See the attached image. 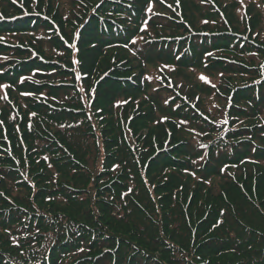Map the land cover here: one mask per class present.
<instances>
[{"label": "trees", "instance_id": "16d2710c", "mask_svg": "<svg viewBox=\"0 0 264 264\" xmlns=\"http://www.w3.org/2000/svg\"><path fill=\"white\" fill-rule=\"evenodd\" d=\"M22 1L26 5L27 0ZM37 1L42 14L0 23L2 39L20 42L0 41V52L6 57L13 54L8 58L15 63L9 64L13 69L8 73H4L8 66L0 64V82L10 87L1 88L0 119L14 146L19 148L23 140L27 149L40 155L38 163L45 157L49 163L42 161L44 166L30 173H42L38 179L43 184L38 189L42 205H35L31 197L8 202L14 186L28 188L15 171L21 166L0 163V264H62L59 256L66 252L72 256L68 264H264V121L241 125L244 118L262 116L264 93L257 111L240 106L249 103L255 90L253 94L241 83L236 85L232 76L202 77L196 87L172 78L188 102L173 108V103L166 104L171 96L162 99L158 93L162 85H142V76L154 62L176 64V80L197 79L195 72L202 68L207 47L227 41L225 27L201 38L205 27L193 25L200 21L193 18L194 12L207 18L200 8L211 19L206 9L210 3L176 0L184 26L173 16L175 0H95L81 10L75 7L80 0ZM210 1L215 10L224 7L231 25L236 4L248 0ZM10 6L7 2L1 9L7 12ZM160 17L171 23L160 25ZM76 27L80 66L69 57L72 49L65 47L70 29ZM160 29L172 35L152 32ZM57 35L66 41L61 43ZM167 41L172 47L164 48ZM38 56L65 66L72 75L56 65L45 66ZM132 66L140 72L135 79ZM96 68L106 77L92 85ZM216 104L231 107L228 118L221 119L219 112V121L212 123ZM189 105H197L206 125ZM161 106L167 112H161ZM157 113L172 122L170 136L159 123V130L146 126ZM212 124L221 127L219 134ZM208 134L215 136L214 143L205 145ZM199 143L207 154L203 164ZM15 152L24 155L20 149ZM28 161L33 167V159ZM54 174L58 182L53 181ZM46 195L48 207L43 205ZM84 211L89 222H78L75 215ZM158 243L177 257L159 252ZM150 252L159 253V258ZM225 254L236 256L226 261Z\"/></svg>", "mask_w": 264, "mask_h": 264}, {"label": "rangeland", "instance_id": "374dc122", "mask_svg": "<svg viewBox=\"0 0 264 264\" xmlns=\"http://www.w3.org/2000/svg\"><path fill=\"white\" fill-rule=\"evenodd\" d=\"M26 1V0H24ZM81 2H77L80 3L78 6L79 10L81 9H86L85 5H88L90 3L95 2V0H80ZM167 2V0H165ZM8 2V4H11L10 9H7V12H4L1 7L6 5V3ZM206 2L210 3V6L207 7L206 9L209 10V12H211V19H209V15L204 12V9L200 8V10L202 11L201 13H203V15L207 18H200V16H196L197 12L193 14V18H196L197 20L203 21V20H208V21H203L202 25H200V21L196 22V24L194 23L193 25H195V28L198 29L201 26L205 27V30L199 34L198 36H200L201 38H210L211 34L209 33L210 30H214V29H219L221 27H225L227 29L226 31V42H216L214 44H211V46L207 47V50L205 51V53H207V55L201 59V65L202 68L196 70L195 72V76L197 77L196 80H191L189 79V81H185L182 80L180 78V80H176L175 79V75H173L174 73L177 72V65L175 64L173 67L169 66L167 64H165V62H154V65H149L147 67V74H144L142 76L143 80H142V85L144 83H147L149 87L153 88L155 86H161L160 91L158 92L161 96L162 99L166 98L167 96H171V98L169 99L170 102L168 101V103L166 104H171L173 103V108L176 106V104L181 103L184 101V105H188V102H186L184 100V96L181 94H178L179 91H177L174 87V83L172 81V78L175 81H180L183 83L184 86H190V87H196L199 84V81L202 80V77H207L208 79L210 78V76L212 74H214L216 77L218 76V78L220 77H225L227 76H232L234 77L235 81H236V85L241 83L243 86V89H250V92L254 94V90H255V95L252 96L250 99H247V101L250 103H246V104H241L240 106H246L248 108H254L257 111H260L261 108H259V103L261 102L260 100V96H262V94L264 93V85L262 86V84L264 83V0H248V1H244V2H239L236 4L235 8H234V12L233 15L230 17L231 18V25L228 23V20L226 18L225 12L223 11L224 7H221L220 9H214V3L210 0H206ZM83 3V4H81ZM2 4V6L0 7V23L3 22H13L15 21L17 18L20 17L23 18L24 16L26 17H33L35 14H42V12L40 10H43V8L40 9L39 6V2L37 0H27L26 5L25 3L21 0H0V5ZM164 4V3H163ZM175 5L176 8L172 11H175L173 16L176 20H178V24H183L185 26V22L183 20V16H182V12L178 7V2L175 0ZM165 6V5H164ZM166 7V6H165ZM14 9L16 11H18L19 13H12V10ZM40 9V10H39ZM169 9V8H168ZM34 13V14H33ZM165 13V12H163ZM82 15V13H79V17ZM6 18H10V19H6ZM81 19V17H80ZM159 19H161V21L159 22L160 25H169L171 22H168L167 20H165V18L160 17ZM142 21V19L140 20ZM78 23V22H77ZM103 28V24L101 25ZM119 28V27H118ZM124 28V27H123ZM72 31L71 33V38L70 41L67 43L66 49L70 52L72 49V55H70V59L71 61H73V63L77 66H80V58H79V47H78V37L76 35L77 33V27L75 29H70ZM106 31V29H104ZM120 30H122V28H119L117 30V32H119ZM145 30V29H144ZM135 30H132L129 33V36H126V40L128 41L130 39V35L132 32H134ZM153 33H160L162 35H166L168 37H170L172 35V33L166 29H160V30H155L152 31ZM67 33H69V29L67 30ZM137 34H139V31L136 32ZM198 36H195L193 34L190 35V37H194V38H198ZM58 38V41H60L61 43H64L66 41L65 38H62L60 36H56ZM152 34H151V38H152ZM229 39V40H228ZM234 40V43H230V40ZM176 40H182V39H176ZM0 41L5 42V43H9L11 45H20L19 40H13V39H2L0 37ZM155 40H152L151 43H154ZM172 41H167L166 43H164V48L166 47H172L171 46ZM1 45V44H0ZM26 46V44H24ZM30 45V44H28ZM161 45V44H160ZM2 46L6 49L9 48H17L15 46H9L7 44H2ZM215 47V48H213ZM144 51V50H143ZM60 54V52H58ZM78 53V54H76ZM204 53V54H205ZM7 54L0 52V64H2L1 66H8V68L5 69L4 73H8V72H12V67L9 66V64H12L13 66H15V63L13 60H10V58L13 56V54H10V56L8 55L7 57L5 56ZM35 55H38L37 53ZM156 56V55H155ZM154 56V57H155ZM38 58H41L43 60L46 61V59L42 58L41 56H38ZM201 58V57H200ZM3 59H9V60H3ZM207 63L209 64V66L207 68H204V61L207 60ZM155 61V60H154ZM162 63V64H161ZM45 66H51V65H56V68H59L60 71L62 73L65 74H69L72 75V73H69L70 70H67L65 68V66H60L59 64H54V63H50L48 61H46V63H42ZM50 71V69L48 70ZM131 71L133 72V75L131 76V79L135 77H137L139 75V70H136L135 66H132ZM151 72H154V75L152 76H148V74H150ZM106 77V74H103V72L101 70H98V68H96L95 73H94V80L92 82V85H94V83L96 82V80H98L99 78L103 79ZM215 77V80H217V78ZM17 78H19V76H17ZM16 78V79H17ZM247 82V84L245 85L244 83ZM3 84H7L4 82H0V93H1V88L4 87L5 89H10L9 86L7 85H3ZM17 86H20V84H17ZM81 88L83 87V85H80ZM73 89L72 86H69ZM150 88V89H151ZM92 90V88H91ZM153 91V90H152ZM200 90H197L196 92L199 93ZM2 94V93H1ZM165 96H163V95ZM3 95V94H2ZM1 95V96H2ZM3 97V96H2ZM251 101H253L254 106L251 104ZM260 101V102H257ZM14 106V105H13ZM192 109H194V114L197 115V119L199 120L200 123H203L204 125L207 124L208 120L202 116L200 113L198 112V108L196 105L192 106L189 105ZM215 112L213 111V109L211 110L212 113V123H217L219 121L218 118V113L220 112V115H222L221 119L228 118L226 115V111L231 107H228L227 104L224 105H215ZM14 108H16L14 106ZM120 108V107H119ZM213 108V107H210ZM223 108L222 111H220V109ZM118 109V108H117ZM204 111L206 109L202 108ZM161 112H167L166 107L165 106H161ZM210 110V109H209ZM130 111L128 110V113ZM246 115V114H245ZM131 114H127V117H131ZM165 115L159 114L157 113L155 115V118L153 121L148 123H145L146 126L151 129V130H159V127L157 125V123L161 124L160 127L162 128H166V133L168 136L171 135V131H170V125L172 122H170L169 120H167V118L165 117ZM220 117V116H219ZM261 121H264V113L262 114V116L257 117V119L254 120H246L244 118L243 122L241 125H250V124H260ZM236 123V122H232ZM211 124V123H209ZM231 126V122L229 123ZM214 125L213 129H216L217 132L216 134L220 133L218 130L221 127H215L216 124H212ZM158 127V128H157ZM33 130H31L29 133L33 134ZM263 132V131H260ZM262 136V134H260ZM39 137V134L37 133L36 135H33L34 140ZM181 137V136H180ZM183 137H187L186 134H183ZM213 134H208L206 136L205 139H203L202 143H205V145L211 143L213 141ZM202 139H200V141H202ZM37 140V139H36ZM214 143V142H212ZM201 143H199L198 145V149L200 150L201 153H203V156L201 157V164H203L204 159L207 158V154L204 151V147L205 145H200ZM20 149L23 152V156L19 157L18 153L15 152V150ZM57 148L60 149V144L57 145ZM65 148V147H63ZM51 149H53L51 147ZM64 151L68 154V151L66 149H64ZM93 158L94 155H91ZM28 157H31L33 159V167L30 166L29 161H28ZM40 155L37 154V152H35L32 148L31 149H27L26 144L24 143L23 140H21L20 144H19V148L17 146H14L13 141L11 140V138L9 137V135L6 133V128L4 125V120H2V118L0 119V163L4 164L7 161H10L12 164H16L19 165L21 167H17L15 168V171L18 172L19 177L22 176L25 178L26 180V184L28 190H23V189H18L16 188L17 186H14V188L12 189L13 192L11 193V196H9L7 198V201L12 203V199L13 197H20V199L25 200L26 198L31 197L32 201L34 202L35 205H42L41 202L38 201L39 197H40V190H38L40 187L43 186V184L38 181L39 177L42 176L41 172L38 174H33L30 176V173H33L35 171V168L38 170H40L43 165L42 161L45 162V165L48 164V159L47 157L45 158H41L42 161L40 163H38ZM74 159V157H69V161L72 162ZM38 163V164H37ZM249 163V162H248ZM22 169L24 171H22ZM13 174V173H12ZM57 174H54L53 177V181L54 182H58L59 178L56 176ZM69 184H73V181L69 178H67ZM156 183V182H151V184ZM34 194V197H32ZM151 195V193H150ZM152 196V195H151ZM45 199V203L43 205H45L46 207L49 206V202H48V196H44ZM51 207V206H50ZM81 207V206H79ZM81 214H76L75 215V219L78 222H89L88 219V211H84V212H80ZM83 213V214H82ZM194 236V234L192 235ZM194 239V238H193ZM157 242V241H156ZM192 242L194 243V240H192ZM157 249L158 251H163L166 252L170 255H172V257H177V253L175 252H167L165 248H163L161 243L157 244ZM190 252L188 253V255H192V247H190ZM159 258V253L153 254L152 252H150V256H153ZM236 255L234 254L233 256H230L228 254H225L223 256L224 260H229L231 258L234 259ZM64 258H67L64 260ZM72 258V256L70 254H68L67 252L65 254H60L59 256V260L62 261V264H68L70 262V259ZM239 259V258H238ZM238 259H236L235 261H237ZM234 261V260H233ZM235 263V262H233Z\"/></svg>", "mask_w": 264, "mask_h": 264}, {"label": "snow or ice", "instance_id": "6c2138e0", "mask_svg": "<svg viewBox=\"0 0 264 264\" xmlns=\"http://www.w3.org/2000/svg\"><path fill=\"white\" fill-rule=\"evenodd\" d=\"M203 79V78H202Z\"/></svg>", "mask_w": 264, "mask_h": 264}]
</instances>
